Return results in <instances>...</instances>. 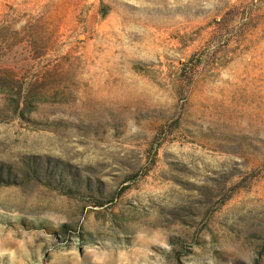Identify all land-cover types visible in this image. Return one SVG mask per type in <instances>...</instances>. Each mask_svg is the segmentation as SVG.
<instances>
[{
    "label": "rangeland",
    "instance_id": "1",
    "mask_svg": "<svg viewBox=\"0 0 264 264\" xmlns=\"http://www.w3.org/2000/svg\"><path fill=\"white\" fill-rule=\"evenodd\" d=\"M0 264H264V0H0Z\"/></svg>",
    "mask_w": 264,
    "mask_h": 264
}]
</instances>
